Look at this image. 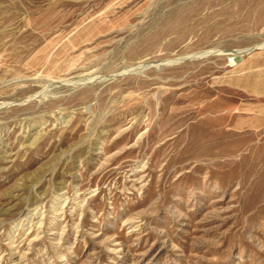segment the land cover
I'll return each mask as SVG.
<instances>
[{
    "label": "rangeland",
    "instance_id": "1",
    "mask_svg": "<svg viewBox=\"0 0 264 264\" xmlns=\"http://www.w3.org/2000/svg\"><path fill=\"white\" fill-rule=\"evenodd\" d=\"M0 264H264V0H0Z\"/></svg>",
    "mask_w": 264,
    "mask_h": 264
},
{
    "label": "water",
    "instance_id": "2",
    "mask_svg": "<svg viewBox=\"0 0 264 264\" xmlns=\"http://www.w3.org/2000/svg\"><path fill=\"white\" fill-rule=\"evenodd\" d=\"M181 59H182V58H178V59H176V61H177V60H181ZM173 61H175V60H173ZM167 62H171V61H167Z\"/></svg>",
    "mask_w": 264,
    "mask_h": 264
}]
</instances>
